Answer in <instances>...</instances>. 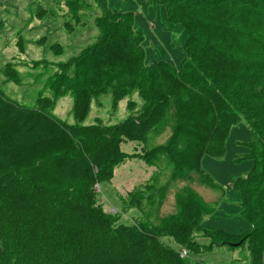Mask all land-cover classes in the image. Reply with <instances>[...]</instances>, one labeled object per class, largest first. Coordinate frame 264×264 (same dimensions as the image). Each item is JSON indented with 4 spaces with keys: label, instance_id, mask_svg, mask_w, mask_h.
<instances>
[{
    "label": "trees",
    "instance_id": "obj_1",
    "mask_svg": "<svg viewBox=\"0 0 264 264\" xmlns=\"http://www.w3.org/2000/svg\"><path fill=\"white\" fill-rule=\"evenodd\" d=\"M97 1L98 36L57 63L46 82L51 94L25 105L0 88V264H192L181 256L183 248L200 254L244 244L250 264H264V0H158L167 21L188 33L179 66L146 63L134 16ZM52 49L64 52L60 43ZM40 63L46 62L33 65ZM2 74L6 82H22L15 62ZM105 93L113 106L133 93L143 105L113 125L68 124L52 114L69 94L75 118L84 119L93 99ZM242 119L252 133L246 157L254 164L233 186L250 228L209 230L204 220L215 208L196 185H217L202 162L225 154L230 131ZM168 131L166 143L148 146L151 135ZM126 142L143 146L129 152ZM164 157L171 181L185 182L174 213L127 224L120 212L104 209L97 183L110 182L128 159L161 170ZM158 175L129 191L128 207L140 209L143 198L160 200L165 186ZM196 232L210 242L199 243Z\"/></svg>",
    "mask_w": 264,
    "mask_h": 264
},
{
    "label": "rangeland",
    "instance_id": "obj_2",
    "mask_svg": "<svg viewBox=\"0 0 264 264\" xmlns=\"http://www.w3.org/2000/svg\"><path fill=\"white\" fill-rule=\"evenodd\" d=\"M107 7L134 16L135 29L144 35L146 63L164 60L174 66L180 65L186 56L184 45L188 33L181 24L167 21L158 0H107ZM101 12L97 0H0V88L9 97L25 105H34L40 94H51L46 85L48 77L57 70L58 62L68 61L82 48L95 42L99 33L95 18ZM67 24L71 25L70 31ZM54 43L62 44L64 52L55 55L52 49ZM8 61L17 63L22 77L20 84L5 81L2 68ZM38 61L48 64L34 66L33 63ZM131 101H134V106L129 105ZM142 105V98L133 93L113 106L111 94L105 93L93 99L84 119L77 120L73 113V97L68 94L58 99L52 114L68 124L113 125L137 113ZM170 136L171 131L160 136L151 135L148 146L164 144ZM251 140V130L245 119H242L230 131L225 154L221 158L204 157L202 167L217 185L216 188L196 185L215 208L214 213L204 220L206 229L221 228L238 234L250 228L249 222L241 215L240 196L233 183L254 164L252 159L246 157ZM142 146L139 142L123 144L129 152ZM167 160L163 162L161 170L138 158L128 159L118 166L114 178L100 185L98 199L104 209L120 212L121 222L127 224H132L134 220L157 222L159 218L174 213L177 209L176 193L185 182L171 181L172 166L167 164ZM158 172V185L165 186L164 195H159L163 204L158 205L160 200L156 202V198L152 203L143 198L140 209L128 207L129 191L150 181ZM149 195L148 192L146 196ZM195 236L201 244L210 242L200 232H196ZM186 259L192 264H250L251 255L248 244H244L236 248L215 246L200 254L190 252Z\"/></svg>",
    "mask_w": 264,
    "mask_h": 264
},
{
    "label": "built area",
    "instance_id": "obj_3",
    "mask_svg": "<svg viewBox=\"0 0 264 264\" xmlns=\"http://www.w3.org/2000/svg\"><path fill=\"white\" fill-rule=\"evenodd\" d=\"M185 254H186V251H184L183 255H185Z\"/></svg>",
    "mask_w": 264,
    "mask_h": 264
},
{
    "label": "crops",
    "instance_id": "obj_4",
    "mask_svg": "<svg viewBox=\"0 0 264 264\" xmlns=\"http://www.w3.org/2000/svg\"><path fill=\"white\" fill-rule=\"evenodd\" d=\"M237 133V132H236Z\"/></svg>",
    "mask_w": 264,
    "mask_h": 264
}]
</instances>
